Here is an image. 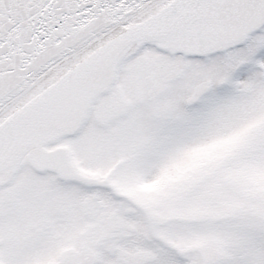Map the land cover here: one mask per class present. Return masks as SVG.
<instances>
[{
  "label": "snow or ice",
  "instance_id": "1",
  "mask_svg": "<svg viewBox=\"0 0 264 264\" xmlns=\"http://www.w3.org/2000/svg\"><path fill=\"white\" fill-rule=\"evenodd\" d=\"M0 264H264V0H0Z\"/></svg>",
  "mask_w": 264,
  "mask_h": 264
}]
</instances>
